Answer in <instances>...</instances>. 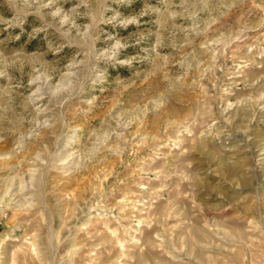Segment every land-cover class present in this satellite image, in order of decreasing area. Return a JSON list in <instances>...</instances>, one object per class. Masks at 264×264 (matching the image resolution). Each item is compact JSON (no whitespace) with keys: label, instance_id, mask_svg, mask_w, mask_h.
<instances>
[{"label":"rangeland","instance_id":"rangeland-1","mask_svg":"<svg viewBox=\"0 0 264 264\" xmlns=\"http://www.w3.org/2000/svg\"><path fill=\"white\" fill-rule=\"evenodd\" d=\"M0 264H264V0H0Z\"/></svg>","mask_w":264,"mask_h":264}]
</instances>
